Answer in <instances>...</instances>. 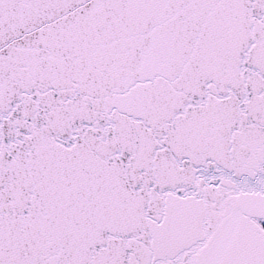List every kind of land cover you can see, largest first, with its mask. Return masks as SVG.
Returning a JSON list of instances; mask_svg holds the SVG:
<instances>
[{
  "label": "snow or ice",
  "instance_id": "snow-or-ice-1",
  "mask_svg": "<svg viewBox=\"0 0 264 264\" xmlns=\"http://www.w3.org/2000/svg\"><path fill=\"white\" fill-rule=\"evenodd\" d=\"M0 264H264V0H0Z\"/></svg>",
  "mask_w": 264,
  "mask_h": 264
}]
</instances>
